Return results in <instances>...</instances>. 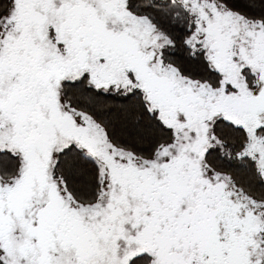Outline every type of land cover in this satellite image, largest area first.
<instances>
[{"label":"snow or ice","instance_id":"6c2138e0","mask_svg":"<svg viewBox=\"0 0 264 264\" xmlns=\"http://www.w3.org/2000/svg\"><path fill=\"white\" fill-rule=\"evenodd\" d=\"M0 264H264V0H0Z\"/></svg>","mask_w":264,"mask_h":264}]
</instances>
